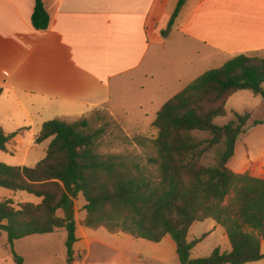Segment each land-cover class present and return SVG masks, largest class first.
I'll return each mask as SVG.
<instances>
[{"label":"trees","instance_id":"trees-1","mask_svg":"<svg viewBox=\"0 0 264 264\" xmlns=\"http://www.w3.org/2000/svg\"><path fill=\"white\" fill-rule=\"evenodd\" d=\"M185 0H180L170 25ZM32 25L46 30L49 16L42 0H35ZM264 56L237 55L209 70L164 103L153 127L157 137L148 145L136 138L141 153H103L104 126L88 118L54 119L44 123L38 143L51 140L46 156L34 167L0 162V187L27 192L38 204L0 202V240L14 264H25L15 250L17 241L33 235L67 233V264H73L78 242L75 201L83 196V226L104 228L136 239L160 243L169 236L180 264H252L264 259V178L238 174L228 164L239 137L248 127L264 125L252 114L236 113L227 125V103L241 91L264 98ZM13 135L0 126V151ZM213 220L226 233L229 252L213 250L206 258H192V250L207 234L188 240L195 223Z\"/></svg>","mask_w":264,"mask_h":264},{"label":"crops","instance_id":"crops-1","mask_svg":"<svg viewBox=\"0 0 264 264\" xmlns=\"http://www.w3.org/2000/svg\"><path fill=\"white\" fill-rule=\"evenodd\" d=\"M42 2L46 30L32 25L35 0H0V126L13 135L0 162L11 166L46 156L51 140L37 139L48 121L130 109L120 99L125 84L142 79L139 91L170 94L167 102L237 55L264 54V0H185L171 25L180 0ZM245 133L228 166L264 178V148L241 144ZM8 250L6 236L0 264H14Z\"/></svg>","mask_w":264,"mask_h":264},{"label":"rangeland","instance_id":"rangeland-1","mask_svg":"<svg viewBox=\"0 0 264 264\" xmlns=\"http://www.w3.org/2000/svg\"><path fill=\"white\" fill-rule=\"evenodd\" d=\"M260 55L264 56L262 53ZM142 83L141 79L133 85L125 84V92L120 99H124L125 106L130 109H119L113 113L102 109L86 117L93 127L104 126L107 130V137L102 141L103 153H141L143 148L137 145L136 138L143 137L148 145H151V141L157 137L158 131L153 127L156 113L166 101L165 99L171 96L168 94L165 97H156L153 94H145L139 91ZM141 106L145 107L144 113L148 114V117L144 118L141 115L139 109ZM226 110L225 117L216 119L217 125H227L234 119L236 113H250L254 120L264 119V98L249 91H241L229 99ZM76 120L79 119L71 121ZM243 142H249L253 151L259 153L264 148V125L251 126L242 136L240 143ZM8 199L13 200L15 205L41 202L40 198L27 192H13L0 187V202ZM85 204L83 196H79L75 201L78 242L74 246L73 264H180L175 242L169 236L160 243H152L124 233H110L104 228L93 230L84 227ZM212 222V220H207L195 223L190 229L189 241L208 234L192 250V258L209 257L218 247L222 251L231 250L225 230L219 226L217 230L212 231ZM66 238L65 231L33 235L19 240L16 251L24 258L25 264H67ZM5 242L6 234H3L0 246ZM262 253L264 254V242ZM158 257L163 258L165 263L157 261ZM252 264H264V259Z\"/></svg>","mask_w":264,"mask_h":264}]
</instances>
